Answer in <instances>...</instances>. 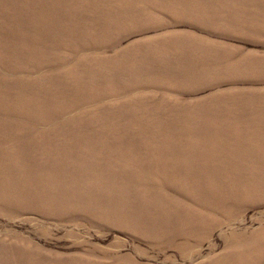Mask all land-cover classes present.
<instances>
[{
	"label": "rangeland",
	"instance_id": "obj_1",
	"mask_svg": "<svg viewBox=\"0 0 264 264\" xmlns=\"http://www.w3.org/2000/svg\"><path fill=\"white\" fill-rule=\"evenodd\" d=\"M0 264H264V0H0Z\"/></svg>",
	"mask_w": 264,
	"mask_h": 264
}]
</instances>
